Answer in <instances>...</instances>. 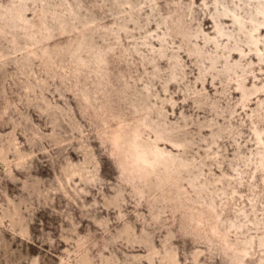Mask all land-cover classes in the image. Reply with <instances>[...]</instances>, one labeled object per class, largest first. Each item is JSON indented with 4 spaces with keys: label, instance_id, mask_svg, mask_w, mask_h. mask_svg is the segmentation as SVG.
Instances as JSON below:
<instances>
[{
    "label": "rangeland",
    "instance_id": "rangeland-1",
    "mask_svg": "<svg viewBox=\"0 0 264 264\" xmlns=\"http://www.w3.org/2000/svg\"><path fill=\"white\" fill-rule=\"evenodd\" d=\"M261 9L0 0V264H264Z\"/></svg>",
    "mask_w": 264,
    "mask_h": 264
},
{
    "label": "bare ground",
    "instance_id": "bare-ground-1",
    "mask_svg": "<svg viewBox=\"0 0 264 264\" xmlns=\"http://www.w3.org/2000/svg\"><path fill=\"white\" fill-rule=\"evenodd\" d=\"M259 13L262 15V17H263V19H264V9L259 10ZM237 16H238V15H237ZM238 24L240 25V27L242 26L241 23H238ZM262 25L264 26V20H263L262 23L259 22V23H258V26H256V27L254 28V30H259V26H262ZM251 40H252V42L255 41L254 38H252ZM218 42H219V41H218ZM256 50H257L258 52L260 51L259 49H256ZM147 149H149V147H148ZM141 151H142V150H141ZM145 151H146V150H145ZM153 152H154V151H153ZM148 153H149V152H148ZM148 153L146 154L145 152H141V153H140V156H139V159L142 160V161L144 162V160L148 158V155H149ZM154 153H155V152H154ZM151 154H152V153H151ZM153 156H154V155H153ZM148 159H149V158H148ZM148 159H147V160H148ZM147 160H146V161H147ZM149 160H150V159H149ZM150 161H151V160H150ZM150 161H149V162H150ZM147 162H148V161H147ZM143 164H145V163H143Z\"/></svg>",
    "mask_w": 264,
    "mask_h": 264
}]
</instances>
